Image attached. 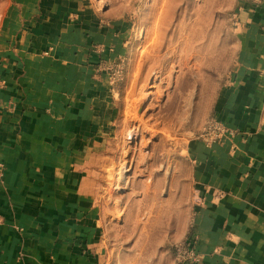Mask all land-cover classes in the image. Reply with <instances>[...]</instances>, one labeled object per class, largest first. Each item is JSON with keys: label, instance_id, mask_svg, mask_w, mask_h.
Segmentation results:
<instances>
[{"label": "crops", "instance_id": "crops-1", "mask_svg": "<svg viewBox=\"0 0 264 264\" xmlns=\"http://www.w3.org/2000/svg\"><path fill=\"white\" fill-rule=\"evenodd\" d=\"M97 4H0V264L125 261L108 236L123 224L103 189L120 114L103 62L133 57L139 30ZM234 11L236 63L209 117L235 135L184 152L194 264H264V0Z\"/></svg>", "mask_w": 264, "mask_h": 264}, {"label": "rangeland", "instance_id": "rangeland-1", "mask_svg": "<svg viewBox=\"0 0 264 264\" xmlns=\"http://www.w3.org/2000/svg\"><path fill=\"white\" fill-rule=\"evenodd\" d=\"M95 1L139 30L133 57L119 59L122 79L110 81L119 98L118 163L105 173L103 189L107 214L121 200L123 224L108 236L123 264H178L173 249L185 240L197 202L184 179V152L189 139L206 134L215 94L236 63L237 0Z\"/></svg>", "mask_w": 264, "mask_h": 264}, {"label": "built area", "instance_id": "built-area-1", "mask_svg": "<svg viewBox=\"0 0 264 264\" xmlns=\"http://www.w3.org/2000/svg\"><path fill=\"white\" fill-rule=\"evenodd\" d=\"M124 65V61L104 65L103 71L108 72L112 84L122 79L125 69ZM234 135V130L224 124V122L213 118L206 134L201 137L210 144L215 141H225ZM173 250L176 253L178 264H194L199 260L195 236L187 237L179 245L174 246Z\"/></svg>", "mask_w": 264, "mask_h": 264}, {"label": "bare ground", "instance_id": "bare-ground-1", "mask_svg": "<svg viewBox=\"0 0 264 264\" xmlns=\"http://www.w3.org/2000/svg\"><path fill=\"white\" fill-rule=\"evenodd\" d=\"M146 95H147V93H145V96H146ZM145 96H144V97H145ZM143 105H146V104H145V103L140 104L139 107H141V106H143ZM139 107H138V108H139ZM119 175H120L119 178H122V179H120V181H122L123 183L126 182V179H125V177H124V176H125V173L121 171Z\"/></svg>", "mask_w": 264, "mask_h": 264}, {"label": "water", "instance_id": "water-1", "mask_svg": "<svg viewBox=\"0 0 264 264\" xmlns=\"http://www.w3.org/2000/svg\"><path fill=\"white\" fill-rule=\"evenodd\" d=\"M142 109H143V106H141L140 110H142Z\"/></svg>", "mask_w": 264, "mask_h": 264}]
</instances>
